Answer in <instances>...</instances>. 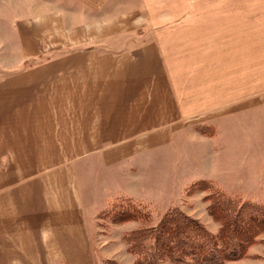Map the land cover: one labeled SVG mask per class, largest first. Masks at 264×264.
<instances>
[{
  "label": "crops",
  "instance_id": "crops-1",
  "mask_svg": "<svg viewBox=\"0 0 264 264\" xmlns=\"http://www.w3.org/2000/svg\"><path fill=\"white\" fill-rule=\"evenodd\" d=\"M67 1L18 24L21 46L48 45L45 32L66 14L86 37L0 70V264H94L79 160L112 168L137 152L133 144L172 141L198 105L172 71L178 37L221 29L217 15L232 21L239 8L238 0ZM113 37L123 49L99 48Z\"/></svg>",
  "mask_w": 264,
  "mask_h": 264
},
{
  "label": "rangeland",
  "instance_id": "rangeland-1",
  "mask_svg": "<svg viewBox=\"0 0 264 264\" xmlns=\"http://www.w3.org/2000/svg\"><path fill=\"white\" fill-rule=\"evenodd\" d=\"M55 2L0 0V70L22 69L29 65L22 62L28 53L59 52L74 47L82 35L86 37V31L70 27L73 23L66 14V24L53 22L51 27L58 29L45 32L48 45L28 52L21 46L18 24L38 17L36 12L41 8H54ZM238 7L232 21L225 20L227 9L217 15L222 19L217 25L221 29L187 31L178 37L184 45L176 47L172 71L180 90L198 105L172 141L133 144V152H137L132 155L128 151L123 165L112 168H104L101 159L79 160V187L94 264L105 259L135 264V255L124 237L138 224L114 222L110 215L100 213L110 200L129 196L145 202L154 211V223L176 205L214 232L220 223L208 212L210 191L191 187L192 183L213 180L238 190L241 201L264 203V0H238ZM101 34L94 32L96 40ZM129 36L138 34L129 32L127 39ZM118 40L98 47L103 51L123 49L124 42ZM225 264H264V232L242 257Z\"/></svg>",
  "mask_w": 264,
  "mask_h": 264
},
{
  "label": "trees",
  "instance_id": "trees-1",
  "mask_svg": "<svg viewBox=\"0 0 264 264\" xmlns=\"http://www.w3.org/2000/svg\"><path fill=\"white\" fill-rule=\"evenodd\" d=\"M207 131L203 133H213ZM197 186L210 191L208 212L220 223L217 232L176 205L154 223L153 209L129 196L110 200L100 213L110 215L114 222H137L138 226L124 237L135 255V264H225L239 259L264 232V203L241 201L238 190L213 180L191 184ZM96 264L121 263L105 259Z\"/></svg>",
  "mask_w": 264,
  "mask_h": 264
}]
</instances>
